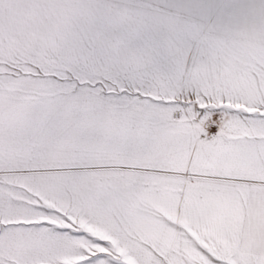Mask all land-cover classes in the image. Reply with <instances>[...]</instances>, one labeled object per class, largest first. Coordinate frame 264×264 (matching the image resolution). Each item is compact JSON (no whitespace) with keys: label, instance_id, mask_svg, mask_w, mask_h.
Instances as JSON below:
<instances>
[{"label":"snow or ice","instance_id":"obj_1","mask_svg":"<svg viewBox=\"0 0 264 264\" xmlns=\"http://www.w3.org/2000/svg\"><path fill=\"white\" fill-rule=\"evenodd\" d=\"M0 264H264V0H0Z\"/></svg>","mask_w":264,"mask_h":264}]
</instances>
